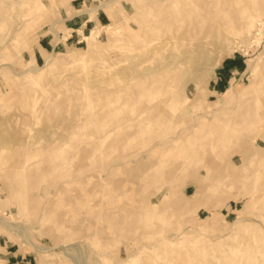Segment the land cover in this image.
I'll list each match as a JSON object with an SVG mask.
<instances>
[{
  "label": "rangeland",
  "instance_id": "obj_1",
  "mask_svg": "<svg viewBox=\"0 0 264 264\" xmlns=\"http://www.w3.org/2000/svg\"><path fill=\"white\" fill-rule=\"evenodd\" d=\"M21 2L0 0V263L264 264V0Z\"/></svg>",
  "mask_w": 264,
  "mask_h": 264
},
{
  "label": "bare ground",
  "instance_id": "obj_2",
  "mask_svg": "<svg viewBox=\"0 0 264 264\" xmlns=\"http://www.w3.org/2000/svg\"><path fill=\"white\" fill-rule=\"evenodd\" d=\"M20 2H21V0H20ZM6 3H7V1H6ZM21 3H22V2H21ZM106 3H107V2H106ZM17 4H18V3H17ZM22 4H23V3H22ZM107 4H108V3H107ZM4 5H5V4H4ZM8 5H9V4H8ZM19 5H20V4H19ZM101 6L104 7L105 9L107 8V6H105L104 4H101ZM17 7H18V6H17ZM8 15H9V14H8ZM188 23H189V22H188ZM241 23H242V22H241ZM241 23H240V25H241ZM246 23H249V24H250V21H249V22H248V21L245 22V24H246ZM222 24H223V23H222ZM249 24H248V25H249ZM248 25H247V26H248ZM187 26H190V25L187 24ZM187 26H186V27H187ZM218 26H219V25H218ZM226 26H229V25H226ZM243 27H244V26H243ZM192 28H193V26H192ZM216 28H217V27H216ZM220 28H221V27H220ZM240 28H241V27H240ZM245 28H246V25H245ZM247 28H248V27H247ZM178 30H179V29L177 28V31H178ZM192 30H193V29H192ZM224 30H225V29H224ZM217 31H219V30L217 29ZM191 32H192V31H191ZM193 32H194V31H193ZM195 34H196V33H195ZM218 34H219V33H218ZM183 35H184V34H183ZM219 35H220V34H219ZM193 36H195V35H193ZM193 36H191V37H193ZM156 38H157V37H156ZM257 38H258V37H257ZM257 38H256V39H257ZM148 40H149V39H148ZM152 40H153V39H150L149 41H147L148 45L150 44V46H148V47H150V48H151V46L153 45V44L151 45V42H150V41H152ZM188 40H190V39H188ZM189 42H190V41H189ZM189 42H188V43H189ZM179 43H180V42H179ZM154 44H155L156 47H159V45L157 46V43L154 42ZM146 45H147V44H146ZM187 46H188V45H187ZM146 47H147V46H146ZM146 47H145V48H146ZM152 47L154 48V46H152ZM150 48H148V49L146 48V51H147V50L149 51ZM186 48H187V47H186ZM191 48H192V43L189 44V48H188V50H191ZM151 49H152V48H151ZM203 49H204V48H203ZM153 50H154V49H153ZM153 50H152V51H153ZM185 50H187V49H185ZM150 51H151V50H150ZM188 52L191 53V51H188ZM201 52H202V51H201ZM147 53H148V52H147ZM179 54H180V53H179ZM143 55H144V54H143ZM174 55H175V54H174ZM172 56H173V55H172ZM174 57H175V56H174ZM174 57H173V59H174ZM186 58H187V57H186ZM171 59H172V58H171ZM176 59H177V58H176ZM165 60H166V58H165ZM177 60H178V59H177ZM179 60H180V59H179ZM56 61H58V59H57L52 53L48 52V53L45 54V57H44V64H52V63H55ZM117 61H118V60H117ZM117 61H115V63H116V64H119V63H117ZM161 61H162V63H163V59H162ZM161 61H160V62H161ZM174 62H175V61H174ZM174 62H173V61H170V62H168V63L162 65L161 68H160V70L163 71L165 74H168V73H169V71H168V67L172 66V64H173ZM176 62H177V61H176ZM176 62H175V63H176ZM110 63H111V62H110ZM110 63H109V64H110ZM115 63H114V64H115ZM162 63H161V64H162ZM139 64H140L139 62H138V63L136 62L135 65H134V70H135L134 72H135V73L138 72L137 68H138V65H139ZM114 67H115V66H114ZM120 70H121V69H120ZM143 70H144V69H143ZM171 70H172V72H175V70H173V69H171ZM176 71H179V70H176ZM115 72H116V71H115ZM119 72H120V71H119ZM121 72H122V71H121ZM96 76H97V75H96ZM103 76H104V75H103ZM99 79H100V78H99ZM185 188H186V187H185Z\"/></svg>",
  "mask_w": 264,
  "mask_h": 264
},
{
  "label": "crops",
  "instance_id": "obj_3",
  "mask_svg": "<svg viewBox=\"0 0 264 264\" xmlns=\"http://www.w3.org/2000/svg\"><path fill=\"white\" fill-rule=\"evenodd\" d=\"M65 20H66V22L64 23L65 27H67V29H71L70 33L67 35L66 38H70L73 35V31L76 29L78 30L77 26L83 28V26L86 25V23L90 21L89 18H83V16L82 17L80 16L79 18H73L72 16V17L66 18ZM41 259L43 261V258ZM42 261L39 264H43Z\"/></svg>",
  "mask_w": 264,
  "mask_h": 264
},
{
  "label": "built area",
  "instance_id": "obj_4",
  "mask_svg": "<svg viewBox=\"0 0 264 264\" xmlns=\"http://www.w3.org/2000/svg\"><path fill=\"white\" fill-rule=\"evenodd\" d=\"M258 29V28H257Z\"/></svg>",
  "mask_w": 264,
  "mask_h": 264
}]
</instances>
